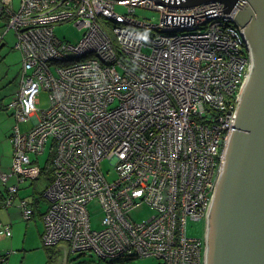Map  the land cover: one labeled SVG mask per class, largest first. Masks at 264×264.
Segmentation results:
<instances>
[{
  "label": "built area",
  "instance_id": "1",
  "mask_svg": "<svg viewBox=\"0 0 264 264\" xmlns=\"http://www.w3.org/2000/svg\"><path fill=\"white\" fill-rule=\"evenodd\" d=\"M157 1L20 0L14 10L12 0H0L22 58L19 90L6 108L18 124L39 116L27 132L14 128L13 166L0 181L8 208L19 184L40 174L30 154L42 155L51 140L46 247L66 244L69 254L123 262L207 264L206 238L188 237L187 222L209 217L253 69L245 28L235 20L245 1L231 12L218 2ZM137 9L159 12V23L140 19ZM71 22L84 31L77 43L55 35ZM43 91L50 105L39 111ZM104 159L114 165L112 181ZM95 200L99 230L91 226ZM143 206L155 214L139 223L130 213ZM19 207L25 220L33 217L30 201ZM0 235L12 236L10 226L0 225Z\"/></svg>",
  "mask_w": 264,
  "mask_h": 264
},
{
  "label": "water",
  "instance_id": "2",
  "mask_svg": "<svg viewBox=\"0 0 264 264\" xmlns=\"http://www.w3.org/2000/svg\"><path fill=\"white\" fill-rule=\"evenodd\" d=\"M244 1L235 20L245 28L253 69L207 219V264H264V0ZM212 2L231 12L239 0H185L182 6Z\"/></svg>",
  "mask_w": 264,
  "mask_h": 264
},
{
  "label": "rangeland",
  "instance_id": "3",
  "mask_svg": "<svg viewBox=\"0 0 264 264\" xmlns=\"http://www.w3.org/2000/svg\"><path fill=\"white\" fill-rule=\"evenodd\" d=\"M14 10L19 9L20 0H12ZM120 12L125 13V10L118 8ZM136 16L140 19L148 20L152 24L159 23L160 13L149 9H137ZM83 30H80L72 22L57 25L55 28V35L66 42L77 43L83 37ZM4 35V37H3ZM0 175L9 174L10 169L14 162V149L10 140V136L17 126V120L13 117L11 110L6 108V105L12 99V95L15 93L22 69V58L20 52L16 49L15 44L17 42L16 33L13 29L8 30V17L3 15L0 17ZM39 103L37 105L39 111H45L49 108L50 101L48 93L43 91L38 96ZM38 117L31 118L27 121L19 122L22 132L29 131L38 122ZM50 146L51 140L47 143L46 152L42 155L30 154L32 163L31 165L39 166L40 168L46 167V162L50 158ZM38 161V164L36 162ZM102 169L107 175V179L112 181L116 178V171L114 165L109 159H104L101 162ZM12 183H15L13 180ZM3 184L0 181V192L4 190ZM40 189L47 188L45 184H39ZM41 190V191H42ZM34 185L32 186L31 180L20 184V191L18 194L19 199L30 201L31 197L38 198L39 194L35 195ZM1 201V199H0ZM1 203V202H0ZM41 212H45L49 204L43 197L40 201ZM16 208L13 207L9 208ZM89 211L91 216V226L94 230L101 229L102 210L100 205L95 201L89 205ZM13 221V237L7 238L0 236V252L7 253V264H68V258L73 260L75 264H161V261L154 257H139L129 261L109 262L105 259L99 258L92 252H84L85 255L78 257V253L70 254L67 251L66 244H60L59 246L46 247L41 238L42 221L37 214L34 220H24L21 216L17 215L15 211L11 212ZM155 214V211L151 210L147 206H143L138 210H133L130 213V217L141 223L150 219ZM7 209L0 208V222H8ZM44 224V221H43ZM206 221L195 220L189 217L187 222V235L190 238L204 239L206 235ZM44 230V227H43ZM47 249L55 251L53 259L48 256ZM1 254L3 256H6Z\"/></svg>",
  "mask_w": 264,
  "mask_h": 264
},
{
  "label": "trees",
  "instance_id": "4",
  "mask_svg": "<svg viewBox=\"0 0 264 264\" xmlns=\"http://www.w3.org/2000/svg\"><path fill=\"white\" fill-rule=\"evenodd\" d=\"M11 137V136H10ZM44 154V153H43ZM36 164H38V161L36 162ZM39 167V166H38ZM40 168V167H39ZM53 174H54V168H53V158H52V155H50V158L47 160V162H46V167L45 168H40V174H39V178L38 179H40V178H42V177H44L45 178V180L47 181V186H48V184H50V183H52V181H53V179H54V176H53ZM37 179V180H38ZM34 182V181H33ZM21 184V183H20ZM20 184H19V190H20ZM4 188V190L2 191V192H0V199H1V205L2 206H0V207H3V208H6L5 207V201H6V197H7V189H5V187H3ZM44 191H45V189L43 190V191H41V192H39V191H36L35 190V195H37V194H39V196L40 197H38V198H34V200L32 199V201H31V206L33 207V209H34V213H35V211H36V208H37V206L40 204V201H41V199H43V193H44ZM18 193H19V191H18ZM18 198V194H17V196H16V199ZM16 199H15V201L13 202V204L10 206V207H13L14 205H15V202H16ZM22 200H24V199H20L19 201H22ZM10 207H8V208H10ZM7 209V208H6ZM46 250H47V252H48V256H49V258L50 259H53V257H54V254H55V251L54 250H52V249H47L46 248ZM71 254H75V253H71ZM70 255V254H69ZM83 255H85V253H78V257H81V256H83ZM5 257H7V255L5 256ZM135 259V258H134ZM132 260V259H131ZM131 260H129V262L131 261ZM72 261L73 260H70V258H68V264H75V263H72ZM106 261H109V262H111V263H113V262H119V261H121L120 259L119 260H114V259H108V260H106Z\"/></svg>",
  "mask_w": 264,
  "mask_h": 264
},
{
  "label": "crops",
  "instance_id": "5",
  "mask_svg": "<svg viewBox=\"0 0 264 264\" xmlns=\"http://www.w3.org/2000/svg\"><path fill=\"white\" fill-rule=\"evenodd\" d=\"M3 15H0V17H2ZM19 84V83H18ZM19 90V86L17 87V89H16V91H15V93L12 95V97L11 98H13L14 97V95L16 94V92ZM11 100V99H10ZM20 127V126H19ZM40 177V176H39ZM39 177H35V178H28L27 180H31L32 181V186L34 185V190H36V191H39V192H41V190L42 189H40V187H39V184H45V186H47V181L45 180V178L44 177H42V178H40V179H38ZM38 179V180H37ZM34 181V182H33ZM24 182H26V180L24 181ZM24 182H22V183H24ZM12 182H10V184H11ZM21 183V184H22ZM20 191V190H19ZM43 191V190H42ZM34 193H35V191H34ZM19 194V193H18ZM32 199L34 200V198H32L31 197V200H30V203H31V201H32ZM19 198H17L16 199V202H15V206H16V208H12V209H9V208H7V213H8V216H7V220H8V222L7 223H3V222H0V225H2V226H10V229H11V232H12V236H10V237H8V236H6V235H0V236H4V237H7V238H11V237H13V226H14V224H13V219H12V217H11V212H13V211H15L16 213H17V215H19V216H21V218L22 219H24L23 218V215H22V213H21V208L19 207ZM1 202V201H0ZM2 203V202H1ZM1 203H0V206H2L1 205ZM0 208H3V207H0ZM11 208V207H10ZM3 209H6V208H3ZM41 206H40V204L37 206V208H36V211H35V213H34V215H33V217L31 218L32 220L34 219H36V217H37V214H39V217L41 218V221L43 220V213L44 212H41ZM30 219V220H31ZM25 220V219H24ZM42 228H41V238H42V233H43V227H44V224H43V221H42ZM0 254H4V253H2V252H0ZM4 255H9V252H7V253H5ZM3 257H5V256H3ZM7 261H8V258L7 257H5V261H3V260H0V264H7Z\"/></svg>",
  "mask_w": 264,
  "mask_h": 264
},
{
  "label": "flooded vegetation",
  "instance_id": "6",
  "mask_svg": "<svg viewBox=\"0 0 264 264\" xmlns=\"http://www.w3.org/2000/svg\"><path fill=\"white\" fill-rule=\"evenodd\" d=\"M3 37H4V35H3ZM3 37H1L0 40L3 39ZM0 44H1V41H0ZM203 220L206 221V225H207V219H203ZM204 239H205V237H204Z\"/></svg>",
  "mask_w": 264,
  "mask_h": 264
}]
</instances>
